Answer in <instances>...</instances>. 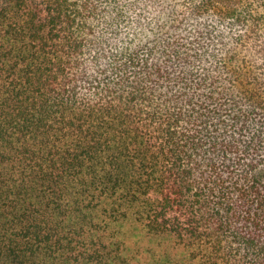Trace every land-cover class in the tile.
Instances as JSON below:
<instances>
[{"label": "trees", "instance_id": "trees-1", "mask_svg": "<svg viewBox=\"0 0 264 264\" xmlns=\"http://www.w3.org/2000/svg\"><path fill=\"white\" fill-rule=\"evenodd\" d=\"M0 264H264V0H0Z\"/></svg>", "mask_w": 264, "mask_h": 264}]
</instances>
